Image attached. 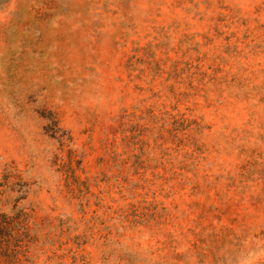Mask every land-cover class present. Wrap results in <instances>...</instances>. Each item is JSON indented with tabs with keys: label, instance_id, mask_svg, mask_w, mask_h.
<instances>
[{
	"label": "rangeland",
	"instance_id": "1",
	"mask_svg": "<svg viewBox=\"0 0 264 264\" xmlns=\"http://www.w3.org/2000/svg\"><path fill=\"white\" fill-rule=\"evenodd\" d=\"M0 264H264V0H0Z\"/></svg>",
	"mask_w": 264,
	"mask_h": 264
}]
</instances>
